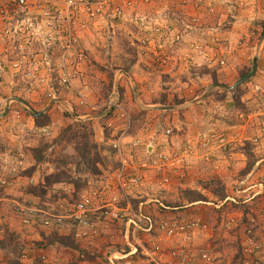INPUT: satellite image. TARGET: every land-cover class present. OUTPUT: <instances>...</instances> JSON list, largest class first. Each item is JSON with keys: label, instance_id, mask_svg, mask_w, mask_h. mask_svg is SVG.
<instances>
[{"label": "rangeland", "instance_id": "obj_1", "mask_svg": "<svg viewBox=\"0 0 264 264\" xmlns=\"http://www.w3.org/2000/svg\"><path fill=\"white\" fill-rule=\"evenodd\" d=\"M54 1L62 3V0ZM125 1L114 0V5L124 6ZM138 1L140 0L132 2L133 7H123L125 14L121 17L113 18L110 14H105L100 19L88 20L84 29L76 30L77 48L82 49L86 58L78 66L76 73L70 76L69 83L63 82L55 73L56 70L52 72L44 68L45 73L41 71L36 76L26 74L36 66L38 69L42 67L40 61L45 54L53 62L59 59L67 33L64 13L59 9L49 12L45 6L38 7V13L37 9L32 10L31 7L27 12L20 7L0 12V114L7 107V111L0 115L2 151H9L14 142L18 145V137L25 138L30 134L27 116L44 110L46 106L48 108L45 112H48L54 104L58 114L54 116L49 113L50 129L41 131V136L37 137V145L41 141L56 138L62 128L75 121L74 115L100 114L108 108L103 109V105L110 97L122 99V91H129V81L126 78V72H129L133 73L131 82L135 87H142L151 100L164 104L177 101L176 93L171 97L175 90L181 96L184 95L182 92H186L189 97L194 92L199 98L208 91L201 103H198V110L192 111L194 121L203 126L210 118L221 119L219 123L224 120L237 122V127L244 134H260L242 140V144L237 145L245 156L246 167L252 166L256 158L264 157V0H154L147 4ZM107 10L110 11V8ZM132 15L145 18L151 24H159L162 29L164 24L172 33L180 35L179 40L164 45V51L170 59L167 63L163 64L160 60L158 62L155 58L159 51L153 46L154 43L151 46L140 44L145 31L130 21ZM193 52L199 53L200 58H192L190 55ZM244 77L247 78L231 88H238L239 100L243 104L239 107H227L222 100L230 102L229 96L233 93L226 94L222 89H230L217 85L232 86ZM114 83L116 89L113 88ZM86 84H90L91 89L81 91ZM191 87L192 90L189 91ZM224 94L227 97L218 100ZM205 100L206 104L203 103ZM64 101L70 106L65 107ZM91 105L97 107L92 108ZM109 112L105 114H108L107 117L112 113L111 110ZM146 112L147 107L138 111L136 118L140 119L139 122L148 120ZM151 113H148L149 117ZM163 114L165 120L169 113ZM179 116L182 115L175 114L173 119L168 117L166 121L173 122V127ZM61 117L69 120L62 119L64 123L57 124L56 120ZM95 118L84 116L77 119L90 120L88 127L93 129V140L96 132H99L97 130L108 131L105 119ZM176 127L177 125L173 130L177 131ZM220 137L216 138L221 139ZM98 143L105 144L104 141ZM108 144L109 142L105 145ZM71 146L68 143V152H71ZM22 147L29 149L26 145ZM255 147L259 151H255ZM61 148L57 144L52 152L48 149L49 158L58 155ZM102 155L107 156L103 160L104 168L115 165L110 150L104 149ZM48 163L54 170V165ZM172 164L169 162V167ZM66 170L70 176L80 177L81 182L86 178L88 186L97 184L98 174L85 175L74 164H69ZM163 186L165 188L167 185ZM219 188L221 183L217 181L206 186L212 193H218ZM186 190L190 189H184L182 196L196 197L195 193H186ZM64 199V204L68 206V201H76L77 198H73L70 192Z\"/></svg>", "mask_w": 264, "mask_h": 264}, {"label": "crops", "instance_id": "obj_2", "mask_svg": "<svg viewBox=\"0 0 264 264\" xmlns=\"http://www.w3.org/2000/svg\"><path fill=\"white\" fill-rule=\"evenodd\" d=\"M190 56L200 58L197 52ZM132 74L126 72L130 88L129 91H122V99L118 97L119 109H111V115L106 118H103L105 113L102 112L98 115L82 113L74 115L73 120L84 116L89 119L95 118L94 116L98 120L105 119L108 135L104 130H97L99 132H96L95 141H104L105 144L109 142L108 145L115 133H119L124 124L129 122L128 130L124 131L122 138L126 143L123 155L128 162L124 172L126 175L140 174L142 182L127 190L128 200L134 208L140 200H144L143 209L153 219L152 228L149 231L141 230L138 237L133 238L129 224L108 218L98 220L93 226L87 227L76 225L70 220L53 228L34 220L23 224L20 215L13 210L14 202L42 207L41 204L64 201V198L55 199L51 196L56 189L62 188L67 194L74 189L70 183H54L42 200L22 190L25 185L43 181L44 175L53 171L47 161L36 163L29 149L22 147L36 146L41 131L50 129L49 126H35L32 116H27L30 134L25 138L18 137V145L14 142L9 151H0V174L15 178L13 186L0 185V264H180L184 258L189 259L190 264H204L200 258L202 251L222 256L227 264L236 263L238 257L243 255L264 259V248H259L251 254L242 252L247 216L256 217L258 224L264 221V194L246 203L233 205L226 202L216 206V196L206 189L207 185L211 186L217 181L221 183L227 195L232 192L233 183L247 168L245 156L237 145H241L242 140L260 134L249 136L237 127V122L224 120L219 123L221 119L210 118L207 122H211H206L204 126L197 124L192 117V111L198 110V103H201L204 97L199 99L194 92L190 97L186 96V92H182L184 95L181 96L175 90L171 97L176 93L177 101L159 103L157 100H151L142 87L132 84ZM90 89V84H86L81 91ZM191 90L192 87L189 88V91ZM64 103L65 107L70 106L67 101ZM203 103L206 104V100ZM143 107H147L148 120L139 122L140 119L136 117ZM149 107L151 109H148ZM164 112L169 113L165 116L166 119H173L175 114L182 116L174 121L172 127L173 122L163 120ZM48 113L57 116L54 104ZM148 113H151L150 117ZM62 119L65 118L61 117L56 123H64ZM175 125L177 131L173 130ZM166 130H170V133H166ZM208 133L214 134V138L208 146L202 147V136ZM218 136H221V139H217ZM135 139L139 140V144L130 146L128 142ZM255 151H259L258 147H255ZM160 154H163L166 160H172L169 162L173 164L169 167V162L163 159V168L159 172L157 169L160 161L157 159ZM111 155L115 165L105 168L99 166L100 173L95 183L110 184L111 191L118 194L122 200L120 204H125L117 187L115 168L119 165L118 156L114 152ZM263 160L264 157L256 158L247 171L253 170L256 176H263ZM14 165L17 170L15 173L10 171V167ZM159 173L169 177L165 188L159 185ZM88 183L85 189L91 186H88ZM186 188L197 191L203 198L187 200L181 195ZM91 202L93 206L98 204L95 198ZM162 218L181 222L196 220L202 223L204 228L190 232L189 237L184 233L169 236L157 228L156 222ZM225 224H230V227L225 228ZM255 235L264 239L260 226L255 228ZM134 245L137 246L136 252ZM153 245L158 246V251H153Z\"/></svg>", "mask_w": 264, "mask_h": 264}, {"label": "built area", "instance_id": "obj_3", "mask_svg": "<svg viewBox=\"0 0 264 264\" xmlns=\"http://www.w3.org/2000/svg\"><path fill=\"white\" fill-rule=\"evenodd\" d=\"M135 0H126L124 6L114 5V0H62L59 3L54 0H0V12H7L15 7H20L22 11H28L29 7L32 10H36L38 13L40 10L38 7H48L49 12L60 10L64 13L66 19V37L64 38V49L60 54L59 59L56 62L52 61V58L48 57V54L43 56L42 61H40V69L32 68L26 72L30 76H36L40 74L41 71L45 73V69L56 72L63 82L69 83V78L74 73H76L77 68L80 64L85 61V53L82 49H78L76 41V30L84 29L87 25L88 20H96L102 18L105 14L113 18L121 17L125 14L123 7H133ZM154 0H140V3H151ZM137 2V3H138ZM31 3V5H30ZM137 5V4H136ZM62 6V8H61ZM110 8V11L107 10ZM26 9V10H25ZM136 27L141 28L145 31L144 36L140 39V44L142 46H156L159 51L156 55L157 61H163L167 63L169 61L168 54L164 51V45L166 43H171L180 39V35L177 33H172L169 27L163 24H151L145 18L139 17L137 15H132L130 20ZM39 22H37V25ZM163 38V39H162ZM159 62V61H158ZM161 64V63H160ZM166 65V64H165ZM164 66V65H163ZM45 68V69H44ZM124 73L123 71H120ZM115 88V83L113 85ZM117 88V87H116ZM115 88V89H116ZM113 89V91H115ZM118 97H110L104 104L106 107L118 108L119 101ZM84 100H81L83 102ZM92 108L97 106L91 105ZM125 116L124 113H121ZM129 122L124 124V128L119 132L115 133L111 140V147L114 154L118 156L119 165L115 168L116 178L118 180V188L121 193V197L126 202L125 204H120L122 200L111 191V185L108 183L95 184L83 192H81L80 197L70 205L66 206L64 201L52 203L46 208L35 207L34 205H24L18 202L13 203V209L16 211L21 218L23 224H29L33 220L35 221V216L39 219V223L47 227H59L65 221L70 220L76 225L81 226H93L94 222L102 220L105 218L116 220L125 224H129L131 227L130 232L133 234V238L138 237V232L141 230L149 231L153 226V219L149 214H146L143 209L144 200H140L138 206L134 208L128 200L127 190L131 186L139 184L142 182V176L140 174L126 175L124 172L125 165L128 164L126 158L123 155V150L126 143L122 141L125 134V130H128ZM170 130H166L169 133ZM214 134H205L202 136L200 142L202 147L208 146V143L213 139ZM130 146H137L139 140L135 139L128 142ZM163 159L166 157L163 154L158 155L159 172L163 168ZM10 171L15 173L16 167L11 166ZM160 187L169 183V177L163 173H159L158 177ZM15 184V178L6 177L0 174V185L4 187H10ZM264 194V177L256 176L255 171L249 170L243 175L239 176L235 183L233 184L232 192L222 199L217 200L214 205L220 206L223 203L229 202L233 205L246 203L252 201ZM95 198L97 200V205H92L91 200ZM232 224V223H230ZM230 224H225V228H229ZM247 225L244 227V239L242 245V252L244 254H251L257 251L259 248H264V239L258 238L255 235V228L260 226L261 233L264 236V221L260 224L257 223V218L253 215L247 216ZM157 228L163 231L166 235H177L179 233H184L186 237H189V233L204 228V225L196 220H191L188 222H181L175 219L162 218L156 222ZM84 233H82L83 235ZM130 237V236H129ZM158 246L153 245V251H158ZM134 251H137V246L134 245ZM200 258L204 264H227L222 256L211 255L207 251H202L200 253ZM157 263V262H156ZM189 259H182L180 264H190ZM229 264V263H228ZM234 264H264V259L260 260L256 257L240 256L238 257L236 263Z\"/></svg>", "mask_w": 264, "mask_h": 264}, {"label": "trees", "instance_id": "obj_4", "mask_svg": "<svg viewBox=\"0 0 264 264\" xmlns=\"http://www.w3.org/2000/svg\"><path fill=\"white\" fill-rule=\"evenodd\" d=\"M243 76V74H242ZM224 93H233L230 97V102L227 103V101L224 99L226 98V94H224L223 97L219 96L218 100H222V103H224L227 107H239L243 104L239 100V94L237 92L238 88L234 89H222ZM214 92V91H213ZM103 109L106 108V105H103ZM110 113V112H109ZM108 113V114H109ZM107 114V115H108ZM105 115V117L107 116ZM32 118L34 121L35 126H48L50 119H49V113L45 112L43 114H32ZM90 120H75L72 123H69L64 128L61 129L59 134L56 138H53L50 141H41L39 145H36L34 147H30L29 151L31 152L34 160L36 163L39 162H51L54 165V170L50 172L49 174L44 175L43 181L38 182L37 184H30L23 186L22 190L26 193H31L33 195L38 196L41 200L45 197L46 193L48 192L51 187L54 186V183H70L73 186V191L71 192L72 197L79 198L80 193L83 191V189L86 188V178H84L83 182H81L80 177L75 178L74 176H70L67 173V166L69 164H74L75 168H80L82 170V173L85 175H95L99 174L100 167L104 166L103 160L107 157L102 155V152L104 149L110 150V153H113V149L111 145H105V144H99L95 140L92 139L93 136V129L88 127ZM106 135H108V132L106 131ZM66 143V144H62ZM68 143H71V152H68L69 149H67ZM57 144L61 145L62 148L58 155L53 156L54 158H49L48 156V149L50 151L57 146ZM67 145V146H66ZM0 151H2V148H0ZM52 152V151H51ZM62 168V170H60ZM251 168V165H248L246 170L243 171L242 174L246 173L248 169ZM57 172V174H55ZM55 174L54 176H52ZM76 174V172H75ZM56 192L53 193V198H64L67 194L64 192L65 190L62 188H58L55 190ZM188 191H192V193L196 194V197L199 199H202L203 196L200 195L195 190H186V193ZM185 193V194H186ZM218 200H222L227 193H225L223 186L219 188L218 193H213ZM52 195V194H51ZM61 196V197H59ZM196 197L193 198H186L187 200H193L197 199ZM76 199V200H77ZM65 200V199H64ZM69 203H73L75 201H68ZM19 203V202H18ZM26 206L29 204L22 203ZM51 204V203H50ZM50 204H41V208H46ZM38 207V206H35ZM14 210V209H13ZM247 212V210H245ZM16 212V211H15ZM17 213V212H16ZM18 214V213H17ZM35 221L39 222L37 217L35 216Z\"/></svg>", "mask_w": 264, "mask_h": 264}, {"label": "water", "instance_id": "obj_5", "mask_svg": "<svg viewBox=\"0 0 264 264\" xmlns=\"http://www.w3.org/2000/svg\"><path fill=\"white\" fill-rule=\"evenodd\" d=\"M253 63H254V67H256V58H255V57L253 58ZM246 78H247V77H244V78H241V79L237 80L232 86H228V85H224V84H220V85H217V86H220V87H223V88L231 89L232 87H234L235 85H237L239 82L243 81V80L246 79ZM215 87H216V86H215ZM207 92H208V91H207ZM207 92H206V93H207ZM206 93L202 94V96H201L199 99L203 98L204 95H206ZM17 100L22 101V100H20V99H18V98H17ZM50 102H52V101H50ZM47 108H48V106H46L44 110L39 111V112H36V114H42V113H44L45 110H46ZM110 110H111V108L108 107L106 110L102 111V113H105V114H106V113H108ZM6 111H7V107H5L4 111H3L0 115H3Z\"/></svg>", "mask_w": 264, "mask_h": 264}, {"label": "clouds", "instance_id": "obj_6", "mask_svg": "<svg viewBox=\"0 0 264 264\" xmlns=\"http://www.w3.org/2000/svg\"><path fill=\"white\" fill-rule=\"evenodd\" d=\"M107 108V107H106ZM243 175V174H242ZM241 176V175H240Z\"/></svg>", "mask_w": 264, "mask_h": 264}]
</instances>
